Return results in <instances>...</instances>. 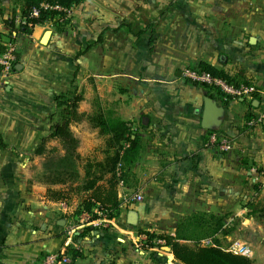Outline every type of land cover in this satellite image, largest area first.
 <instances>
[{
    "label": "crops",
    "instance_id": "0c3cea01",
    "mask_svg": "<svg viewBox=\"0 0 264 264\" xmlns=\"http://www.w3.org/2000/svg\"><path fill=\"white\" fill-rule=\"evenodd\" d=\"M23 1L0 0V32ZM250 1L83 0L62 24L16 33L15 69L0 76V264H38L44 252L68 247L80 252L69 264H182L168 247L137 248L134 238L145 230L174 234L177 222L195 213L222 217L224 228L234 221L227 240L245 245L253 264H264V168L255 164L264 165V144L259 128L245 125L260 108L257 97L224 100L181 76L183 68L206 62L237 82H264L257 34L264 15L249 12ZM66 93L82 96L79 112L102 108L127 122L137 148L116 186L120 204L107 226H85L74 238L65 237V225L90 192L50 196L49 189L67 188L43 179V156L33 153L58 114L55 97ZM205 97L224 109L210 129L201 125ZM78 124L71 131L85 138L73 130ZM87 125L93 148H101L91 157L101 159L106 136ZM210 131L229 136L235 148L208 147ZM135 193L142 200H131ZM129 210L137 213L136 225L127 222Z\"/></svg>",
    "mask_w": 264,
    "mask_h": 264
},
{
    "label": "trees",
    "instance_id": "16d2710c",
    "mask_svg": "<svg viewBox=\"0 0 264 264\" xmlns=\"http://www.w3.org/2000/svg\"><path fill=\"white\" fill-rule=\"evenodd\" d=\"M82 1L24 0L20 9L24 22L15 27L14 13L9 18L3 19L7 31L0 32V51L4 49L2 42L13 41L12 31L30 33L37 24L63 23L64 12L44 7L42 4H57L68 9ZM34 11L37 14H34ZM196 67L233 84L237 82L231 75L206 62H200ZM81 100L80 94L71 96L60 94L55 97L56 106L63 109L62 119L50 127L48 134L42 137L33 153L43 156V179L47 183L60 184L67 188V190L49 189L50 196L55 199H65L71 193L90 192L82 198L74 214L79 215L82 211L93 212V209L97 208L108 213L110 218L119 207L116 186L123 181L125 165L135 158L136 140L132 137L127 122L114 117L111 111H104L101 108L91 113L79 112L77 108ZM83 120L97 128L100 135L106 136V147L102 149L101 159L83 157L78 151L79 139L73 134L70 126ZM49 140H56L59 148H46L45 143ZM102 180H105V185L99 184ZM93 217L96 215L93 214ZM223 224L222 217L195 213L180 219L174 234H156V236L165 240V246L182 264H253L248 256L222 247L216 235L225 233L226 228ZM205 239H210V243L204 244L202 241ZM64 254L71 260L80 256L78 250L69 247L64 250Z\"/></svg>",
    "mask_w": 264,
    "mask_h": 264
},
{
    "label": "built area",
    "instance_id": "2783aa9c",
    "mask_svg": "<svg viewBox=\"0 0 264 264\" xmlns=\"http://www.w3.org/2000/svg\"><path fill=\"white\" fill-rule=\"evenodd\" d=\"M42 6L57 11H62L65 13V17L70 14V8H63L57 4H42ZM34 14H37V12L34 11ZM24 21L25 19L20 15V12L15 15V27H18L20 23ZM16 33V31H12L13 38H15ZM2 44L4 49L0 51V74H6L13 67V62L15 60L14 39L13 41H4ZM181 76L191 84L205 86L209 89L216 90L224 100L233 98L235 100L242 99L251 101L253 96L258 92L256 99L258 100L261 109L255 113L256 115L254 117L246 121V125L253 126L254 124L264 122V89L263 91H259L254 84H233L221 77L214 76L207 71L200 70L197 67L183 68L181 71ZM206 145L210 148L219 150L220 152H226L232 148L230 139L227 136L215 131L209 132ZM131 200L140 201L142 200V195L140 193H135L133 196H131ZM124 201H128V198H126ZM93 214H95L96 217H93ZM108 216V213H104L97 208H94L93 212L82 211L79 215H75L69 219L65 225L64 235L66 238H74L75 234L82 230L85 226L105 227L107 226L109 219ZM134 245L137 248L146 250L166 247L164 239L156 236V233L147 230L138 232L136 234L134 238ZM229 250L242 255H246L248 253V248L245 245H232L230 246ZM70 260V257L64 254V250L57 252L47 251L41 255L38 264H69Z\"/></svg>",
    "mask_w": 264,
    "mask_h": 264
},
{
    "label": "rangeland",
    "instance_id": "374dc122",
    "mask_svg": "<svg viewBox=\"0 0 264 264\" xmlns=\"http://www.w3.org/2000/svg\"><path fill=\"white\" fill-rule=\"evenodd\" d=\"M252 2V3H251ZM249 4H248V6L250 7L248 10H249V12H252V11H254V12H256L257 13V16L258 17H261V16H263L264 15V0H251L250 2H248ZM252 8V9H251ZM257 34H258V36L260 37V39H262V41L264 42V24L263 25H261V27H260V30H258L257 31ZM264 57V56H263ZM15 63H16V59L14 60V62H13V67L11 68V70L10 71H12V70H14L15 68H14V66H15ZM9 71V72H10ZM8 72V73H9ZM7 74V73H6ZM2 75H5V74H0V76H2ZM235 79V78H234ZM239 83H243V84H254L255 85V81H253V79L252 78H244V80L242 81V82H236V84H239ZM263 84H264V82H261L259 85H257L256 86V88L259 90V91H263ZM258 92L254 95V97H257L258 95ZM60 95V94H59ZM64 95H66V96H71V95H73L72 93H66V94H64ZM245 101H247V100H245ZM247 102H250V101H247ZM238 105L241 107V106H243V104H241V103H238ZM261 109V106H260V108L256 111V112H258L259 110ZM62 108L61 107H58V114H56V113H54V114H52V118L49 120V124H51V126L53 125V124H55V123H57V121H59V119L61 120L62 119V117H61V115H62ZM54 112H57V110L55 109V111ZM55 115H58V117H57V119L56 118H53ZM256 114L255 113H249V115H248V119L246 120V121H248L250 118H252V117H254ZM56 119V120H55ZM246 121H245V125H246ZM83 122V121H82ZM84 122H87V121H84ZM88 124H90L89 122H87ZM87 123H80L79 122V124L78 125H73L74 126V128H73V130L76 132V134H82V135H85V138L83 137H80L79 138V140H80V142H79V148L81 149V151H82V153H84V154H86V156L84 155L83 157H87L88 155L89 156H92V155H94V154H92V153H96V154H99L100 153V151H101V148L99 147V148H93L94 146V144H95V141L93 140V138L91 137V132H89L90 130H88L89 129V127H88V125H87ZM83 124H85V125H83ZM50 126V127H51ZM246 126H249V125H246ZM251 127V126H250ZM252 127H257V128H259V130H260V138L262 139L261 140V144L263 143L264 144V122H262V123H258V124H254ZM79 132V133H78ZM86 133H88L89 134V138L86 136ZM223 135H225V136H227L226 134H223ZM229 139H230V137L229 136H227ZM257 137H259V136H257ZM95 139V138H94ZM41 140V139H40ZM40 140L37 142V144L33 147V148H35L37 145H38V143L40 142ZM230 141H231V145H232V148L231 149H233V148H235V141L234 140H232V139H230ZM45 146H46V148H51V147H58L59 148V145H58V143H57V141L56 140H49V141H47L46 143H45ZM89 148H92V149H89ZM230 149V150H231ZM229 150V151H230ZM87 152H89L88 154H87ZM227 152V151H226ZM91 154V155H90ZM263 161H264V158H263ZM255 164L262 170L263 168H264V165H263V163L262 162H260L259 160L258 161H256L255 162ZM262 176H264V174H262ZM228 215V214H227ZM226 219H229L228 217H226V216H224V220L226 221ZM232 222H234V221H230L229 222V225L228 226H226V231H225V233H218L216 236L218 237V239H219V241H220V244L222 245V247H224V248H227V249H229V246H232L231 244L235 241L234 239H232V240H227V236H231V235H233L234 233L233 232H230L231 230H230V228H232ZM161 234H167V233H161ZM234 240V241H233ZM205 244V243H204ZM248 254V253H247ZM247 254L245 255V256H247ZM249 257V256H248ZM250 258V257H249ZM253 262V261H252Z\"/></svg>",
    "mask_w": 264,
    "mask_h": 264
},
{
    "label": "water",
    "instance_id": "95a60500",
    "mask_svg": "<svg viewBox=\"0 0 264 264\" xmlns=\"http://www.w3.org/2000/svg\"><path fill=\"white\" fill-rule=\"evenodd\" d=\"M48 35L46 34L43 38V42H46ZM250 43H254V38L251 37L249 39ZM242 100V99H240ZM243 101V100H242ZM223 107L217 105L216 101L211 99L210 97L204 98V109L202 114L201 125L204 128L210 129L220 124V118L223 115ZM264 157V150H263ZM127 222L130 225H136L137 223V213L134 210H129L127 212Z\"/></svg>",
    "mask_w": 264,
    "mask_h": 264
}]
</instances>
